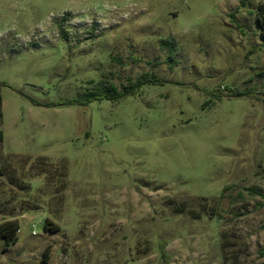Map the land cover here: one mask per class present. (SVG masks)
Returning a JSON list of instances; mask_svg holds the SVG:
<instances>
[{
  "label": "rangeland",
  "instance_id": "374dc122",
  "mask_svg": "<svg viewBox=\"0 0 264 264\" xmlns=\"http://www.w3.org/2000/svg\"><path fill=\"white\" fill-rule=\"evenodd\" d=\"M261 2L0 0V264H264Z\"/></svg>",
  "mask_w": 264,
  "mask_h": 264
},
{
  "label": "trees",
  "instance_id": "16d2710c",
  "mask_svg": "<svg viewBox=\"0 0 264 264\" xmlns=\"http://www.w3.org/2000/svg\"><path fill=\"white\" fill-rule=\"evenodd\" d=\"M251 14L256 16V21L258 25V35L262 44L264 45V2H261L256 7L255 11H251ZM162 46L168 49V60L171 61L175 52L177 51V46L174 40H165L162 41ZM159 79L154 74H142L135 81L131 80L130 84L126 86L123 90H119V88L110 84L107 86H103L98 88L95 91L85 94L84 96L79 97L74 100V104L78 105H88L93 101H102V100H110L113 102H118L124 96H134L141 89V87L145 85H154L159 83ZM2 83H0L1 87ZM3 117V97L0 93V121ZM4 141V132L0 128V143ZM48 224L44 226V230H48ZM58 227H55L53 231H58ZM17 231H19V225L17 221H5L0 224V238L5 240L6 245L10 246L18 242ZM48 250L45 251L44 256L46 257Z\"/></svg>",
  "mask_w": 264,
  "mask_h": 264
}]
</instances>
